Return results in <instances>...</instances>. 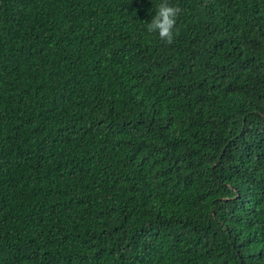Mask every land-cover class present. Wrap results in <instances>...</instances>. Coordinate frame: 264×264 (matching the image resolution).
Segmentation results:
<instances>
[{"label": "trees", "instance_id": "obj_1", "mask_svg": "<svg viewBox=\"0 0 264 264\" xmlns=\"http://www.w3.org/2000/svg\"><path fill=\"white\" fill-rule=\"evenodd\" d=\"M0 0V264H264V0Z\"/></svg>", "mask_w": 264, "mask_h": 264}, {"label": "clouds", "instance_id": "obj_2", "mask_svg": "<svg viewBox=\"0 0 264 264\" xmlns=\"http://www.w3.org/2000/svg\"><path fill=\"white\" fill-rule=\"evenodd\" d=\"M180 12V7L171 0H159L155 6V14L151 21L146 23V31L157 36L160 41L172 44Z\"/></svg>", "mask_w": 264, "mask_h": 264}]
</instances>
